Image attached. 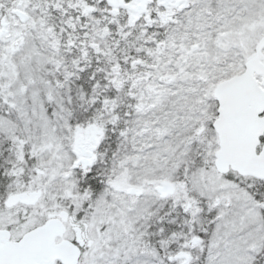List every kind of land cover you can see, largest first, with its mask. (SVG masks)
Returning <instances> with one entry per match:
<instances>
[{
	"label": "snow or ice",
	"instance_id": "snow-or-ice-1",
	"mask_svg": "<svg viewBox=\"0 0 264 264\" xmlns=\"http://www.w3.org/2000/svg\"><path fill=\"white\" fill-rule=\"evenodd\" d=\"M0 264H264V0H0Z\"/></svg>",
	"mask_w": 264,
	"mask_h": 264
}]
</instances>
